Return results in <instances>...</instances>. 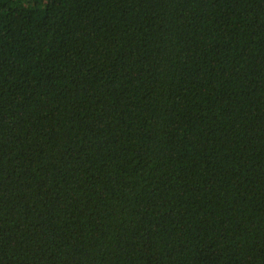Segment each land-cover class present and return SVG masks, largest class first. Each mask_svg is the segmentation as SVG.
<instances>
[{
  "label": "trees",
  "instance_id": "trees-1",
  "mask_svg": "<svg viewBox=\"0 0 264 264\" xmlns=\"http://www.w3.org/2000/svg\"><path fill=\"white\" fill-rule=\"evenodd\" d=\"M0 264H264V0H0Z\"/></svg>",
  "mask_w": 264,
  "mask_h": 264
}]
</instances>
